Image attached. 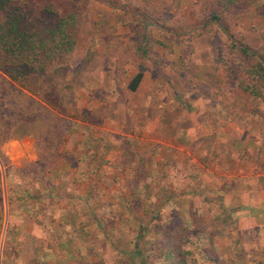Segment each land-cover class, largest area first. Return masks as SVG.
Segmentation results:
<instances>
[{
  "label": "rangeland",
  "instance_id": "374dc122",
  "mask_svg": "<svg viewBox=\"0 0 264 264\" xmlns=\"http://www.w3.org/2000/svg\"><path fill=\"white\" fill-rule=\"evenodd\" d=\"M15 4L28 32L72 14L74 43L46 90L65 130L0 140V264H173L177 249L205 264L240 247L223 196L264 147V99L244 89L264 93V0Z\"/></svg>",
  "mask_w": 264,
  "mask_h": 264
},
{
  "label": "trees",
  "instance_id": "16d2710c",
  "mask_svg": "<svg viewBox=\"0 0 264 264\" xmlns=\"http://www.w3.org/2000/svg\"><path fill=\"white\" fill-rule=\"evenodd\" d=\"M15 1L0 0V140L31 136L41 141L45 127L50 134L65 130L61 129L59 123L67 118L66 108L58 111V106L53 98L48 97L46 90H55L54 83H51L53 75L61 66L65 67L73 48L74 40L70 28L73 26L74 16H58L52 26L28 32L26 25L22 26V9ZM216 18L211 16L212 20ZM241 49L245 52L244 48ZM246 72L251 74L252 69L247 68ZM258 79L259 84L264 85V69L259 73ZM30 81L39 85L43 83L42 88H30ZM248 85L244 86L245 90L264 99L262 91L256 87L249 88ZM15 89L22 98L17 111L12 110L16 103L12 96ZM39 124L42 126L38 127ZM173 241L168 236L166 245H173ZM169 248L172 251L176 249ZM183 253L180 249L175 251L176 261L173 264H187Z\"/></svg>",
  "mask_w": 264,
  "mask_h": 264
},
{
  "label": "crops",
  "instance_id": "0c3cea01",
  "mask_svg": "<svg viewBox=\"0 0 264 264\" xmlns=\"http://www.w3.org/2000/svg\"><path fill=\"white\" fill-rule=\"evenodd\" d=\"M232 128L235 131L238 126H236V129H234V126ZM174 133L177 134L176 130ZM168 136L170 138H165L166 135L163 134H154L144 138L145 143H147L145 150L151 153V150L155 148L154 144H156V148L161 144L160 147L162 149L168 148V145L173 146L172 140H175L173 132ZM242 139L246 140V137ZM139 141L137 140L136 143H139ZM235 142V144H241L244 141L236 139ZM260 150V161L255 165L258 167L254 170L252 164L250 168L249 164L257 162L258 158L252 157V151H249L250 156L245 161L244 166V170L245 168L250 169L249 172L245 173L243 170L235 171V174L232 175L234 179L230 177L233 179V188H235L233 191H236V193H231L229 195L230 199L223 196L224 200H227L226 205H231L234 210L233 219L236 236L231 245L237 242L240 247L237 246V248L233 249L232 246L229 250L225 249L226 246L215 248V259H207L205 264H264V147ZM237 152L238 148L235 150V153ZM237 155H240L239 152ZM249 159L252 160L249 161ZM218 188L223 191L221 186ZM218 195L222 196V194ZM232 196L234 197L233 199H231ZM229 217L231 218V216Z\"/></svg>",
  "mask_w": 264,
  "mask_h": 264
}]
</instances>
